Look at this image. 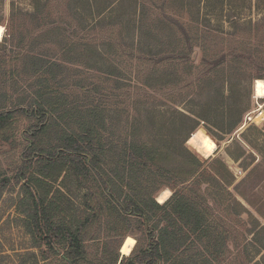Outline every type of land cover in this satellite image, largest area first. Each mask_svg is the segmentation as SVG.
<instances>
[{
	"label": "rangeland",
	"instance_id": "rangeland-1",
	"mask_svg": "<svg viewBox=\"0 0 264 264\" xmlns=\"http://www.w3.org/2000/svg\"><path fill=\"white\" fill-rule=\"evenodd\" d=\"M108 1L50 0L48 8L54 15L49 16L45 11L44 21L39 24L35 20L26 26L22 25L21 31L27 35L26 38H31L29 40L30 49L42 50L48 55L62 47L63 34L70 33V27H78L81 21L91 22L97 19V8L105 7ZM66 4L72 6L73 9L74 4L80 7L78 10L74 9V14L82 16L81 21L70 16ZM87 4L95 7L96 11L89 12ZM121 5H118L115 12L125 11L127 17L116 18L118 22H137L136 24L141 25L145 30L146 27L156 26L160 20L167 25L165 27L170 37L174 36L175 41L181 42L177 52L166 51L158 55L157 60L154 61L157 62L155 67L159 75L167 73V67L174 64L172 70L174 76L171 83L166 85L161 81H156L155 86L144 88L140 81H144L152 69L133 59L130 56L131 50L126 45L123 50H120L122 56H114L113 60L121 66L119 69L126 74V78L133 79L132 82L123 78L124 82L117 84L113 80L106 81L93 72L77 70V67L73 66L72 74L75 76L71 78L78 83H65L62 82L61 61V67L57 69L60 74L54 83L58 82L61 90L62 88L71 90L73 96H78L76 99L79 103L98 104L99 107L104 105L106 110L110 109V115L107 117V130L103 133V138L107 140L109 146V152L106 155V159L109 160L107 169L110 168L112 173L114 171L113 182L117 184L122 177L127 182L128 171L121 165L115 168V164L123 143L132 139L130 125L137 115L136 106L138 104L156 106V112L148 116L147 122L141 128L143 132L149 131L148 124L152 116V121L155 123L154 128L158 122L169 123L164 133L170 135L168 145L173 148L178 140L174 137L175 130L180 125L172 109L173 100H184L183 104L178 103L174 106L181 111H185L186 106L195 108L196 86L211 75L210 72L218 70L215 59L229 60L239 57L241 65L236 63L233 66L242 68L241 71L238 70L241 76L243 75L242 79L232 80V90L226 84L221 91H224L225 95L232 91L231 102H238L239 107L244 110L242 121L231 133L223 135L224 137L210 134L218 146L216 152L210 157L221 160L229 170L233 178L228 189L234 193L249 214L245 212L234 214V209L239 211L238 207H233L231 198L225 196L223 190H217L213 182H210L211 185L202 183L200 187L195 186L194 182L185 184L183 191L189 198L194 199L199 210L205 211L208 222L212 224L213 228L210 230L212 232L203 235L193 234L184 243L181 254L174 262H159L158 264H264V246L262 245L264 244V232L257 234V240L261 241L262 248L254 242L253 236L257 230L255 221L264 227V71L260 70L264 61L257 59L258 51L263 49L264 0H126V4ZM32 7L31 0H2L0 15L7 19L11 8L30 11ZM232 21H236L233 26ZM168 24L172 26V30ZM0 28L1 41L6 30L1 23ZM221 29L225 34L213 31ZM110 30H112L111 27ZM76 32L78 34L76 38L80 37L81 33L78 28ZM108 34L110 33L105 31L102 36H109ZM76 38L74 40H77ZM171 41L170 44L174 42V40ZM176 45L172 44V46ZM25 47L27 48L26 45ZM58 54L62 55V52ZM48 56L54 57L53 55ZM166 56L176 57V59L161 60ZM187 58L192 67L187 66ZM23 67L22 60L18 63L12 62L8 57V69H4L6 75L4 76L3 73L0 83V94L7 93V100H4V103L14 100L22 95V91L29 89L26 86L32 82V76L22 70ZM26 68L29 69V67ZM10 69L15 70L14 74L8 73ZM258 72L262 73V79L255 78ZM216 84L217 81L214 86ZM98 86L102 87L99 91L101 94L95 92ZM258 88L262 90L258 91ZM216 94L214 92L205 98L211 100V97ZM105 95H110V97L106 98ZM217 99H219L218 94ZM221 109L219 107L218 112L211 113V118H220ZM259 113L262 114L257 119L256 116ZM142 120H145L144 116ZM248 126L250 128H247ZM38 127L39 121L36 117L29 113L17 112L10 126L0 132V186H2L0 192V264H118L120 254L125 255L123 258L128 257L137 239L140 240L141 245L147 242L148 228L154 224L160 228L165 226L159 214L149 218L150 221L147 222L137 216L126 214H120L115 220L107 213V208L98 212L96 202H91L93 207L88 208L83 197L85 189L71 180L70 175L64 172L57 175L54 171L52 173L54 179L38 177L48 184L50 192L47 200L53 202L55 221L75 218L83 221L88 216L93 217L92 221L82 225L81 229L85 257L75 263L67 261L64 257L65 245L57 239H52L50 244L35 235V240L23 226L24 216L17 203L21 198V185L24 182L21 176L24 172L28 176L37 167L35 155L28 150V135ZM198 127L209 133L203 122H200ZM55 137V132L50 131L43 139L53 143ZM188 137L185 141L186 148L197 153L203 160L208 158L198 153L187 142ZM24 153L32 161L28 168L24 165L22 157ZM230 154L241 157L234 159ZM136 175L140 176L139 180H143L140 188L143 194H150L155 201L156 195L161 190H170L169 187L163 185L161 177L155 176L153 171L137 170ZM227 178L229 179L230 176ZM125 182L120 183L123 186L121 188L123 191H128ZM235 185L237 192L233 189ZM170 192L172 194V190ZM240 194H243L249 203ZM105 199L107 198L97 200L106 207L103 203ZM115 257L116 262H114Z\"/></svg>",
	"mask_w": 264,
	"mask_h": 264
},
{
	"label": "trees",
	"instance_id": "trees-1",
	"mask_svg": "<svg viewBox=\"0 0 264 264\" xmlns=\"http://www.w3.org/2000/svg\"><path fill=\"white\" fill-rule=\"evenodd\" d=\"M89 1L91 2V0ZM1 2L2 0H0ZM31 2L33 7L30 11L11 8L7 19L0 15V23L6 30L0 41V83L3 73L5 76V71L8 69V57L12 62L18 63L22 60L24 64L22 70L32 76V82L26 86L29 89L22 91V95L17 96L14 100L6 102L9 104L4 103V100H7V93L0 94V132L10 126L17 112L29 113L39 121V127L28 135V150L35 155L37 167L28 176H26V172L21 176L24 182L21 185V198L17 203L24 216L23 226L35 240V235L50 244L52 239H57L65 245L64 257L67 261L75 263L85 257L81 229L90 220L92 221L93 217L88 216L83 221L76 218L55 221L53 202L47 200L50 192L48 184L38 177L54 179L52 174L54 171L57 172V175L61 172L70 175L71 180L85 189L83 197L88 208L93 207L91 202H96L98 212L107 208V213L112 215L115 220L120 214L137 216L145 222L159 214L160 218L164 220L163 228L155 224L148 228L147 242L141 245L140 240L137 239L130 255L122 258L120 264L174 262L176 257L181 254L184 243L193 234L203 235L212 232L210 230L213 227L208 222L205 211L199 210L194 199L189 198L183 191V186L187 183L194 182L195 186L200 187L202 183L211 185L210 182H213L217 190H223L224 195L231 198L233 207H238L239 211L234 209V214L243 212L249 214V211L237 200L234 193L228 189V186L232 184L233 177L224 163L217 158L211 159L210 156L203 160L197 153L188 150L185 146L187 137L200 122L205 124L209 134L216 137H224L223 135L231 133L241 123L244 110L239 107L238 102H231L232 91L228 95L221 91L226 84L231 89L232 80L235 78V81L242 79L243 75L241 76V72H239L242 68L233 66L236 63L241 65L239 57L229 60L226 58L215 59L217 61L215 65L219 67L218 70L210 72L211 75H208L201 84L196 86L195 108L186 106L185 111H181L174 106L178 103L183 104L184 100L170 101L174 105L172 109L180 122L179 128L175 130L177 136L174 137L178 140L173 148L168 145L170 135L164 133L169 123L161 121L154 128L153 124L155 123L152 121V116L149 119V131L143 132L141 128L147 122L148 116L156 112V106L149 104L136 106L137 115L130 125L132 139L123 143L115 164V168L119 165L126 168L128 171L127 182L122 177L120 182L115 184L113 182L114 171L112 173L110 168L107 169L109 160L106 159V155L109 152V146L107 140L103 138V133L107 130L106 124L110 109L106 110L104 105L99 107L98 104L79 103L76 99L78 96H73L71 90L64 88L61 90L59 83H54L60 74L57 69L61 67L62 61V82L65 83L75 84L76 82L71 78V76H75L72 74L73 66L77 67V70L93 72L104 80H113L117 84L123 83V78L132 82L133 79L126 78V74L119 69L121 66L113 60L114 56H122L120 50H123L126 45L131 50L130 56L133 59L152 69L145 80L140 81L144 88L155 86L156 81L168 85L174 76L172 72L174 64L167 67V73L159 75L155 67L157 62L154 61L157 60L158 55L166 51L177 52L181 42L175 41L174 36L170 37L165 27L166 24L160 20L156 26L146 27L145 30L141 25H137V22H118L116 18L127 17L125 11L115 12L119 4H126V0H109L105 7L97 8V11L91 4L89 6L87 4L89 12L96 11L98 17L91 22L81 21L80 17L82 16L74 14V9H80L77 4H74V9L66 4L70 16L80 20L81 23L77 25L78 27H70L71 32L67 35L63 34L62 47L57 51L52 50L53 52L48 55L54 57L50 58L42 50L30 49L29 40L31 38H26L27 35L21 31L22 25L26 26L35 20L39 24L44 21L46 19L45 11L49 16L54 15L48 8L50 0H31ZM235 23L236 21H232V26ZM169 27L172 30V26L169 25ZM76 28L81 33L78 38H76L78 35ZM105 31L110 33L109 36H102ZM213 31L225 34L222 29ZM47 32L49 31L47 30ZM75 38L77 40H74ZM170 40H174V42L171 41L170 44ZM262 42L263 49L258 51L257 57L261 62L264 61V40ZM58 43L60 44V41ZM172 44L176 46H172ZM56 52H62V55L56 54ZM59 56H62V59ZM164 59L171 60L176 57L166 56L161 60ZM186 64L192 67L188 58ZM262 65L260 70L264 71V63ZM12 70L10 69L8 73L14 74L15 70ZM255 78L262 79V73L258 72ZM216 81L217 84L214 86ZM101 89L102 87L98 86L95 92L101 94L99 92ZM214 92L218 94L219 99H217V94L211 97V100L205 98ZM105 96L106 98L110 97V95ZM74 98L75 100H73ZM219 107L222 108V116L211 118L210 114L218 112ZM142 116L145 117V120H142ZM55 127L57 128L54 130ZM50 131L56 134L53 143L43 139ZM230 156L234 159L241 157L233 154ZM22 157L25 167L28 168L32 163L31 158L29 159L26 153ZM137 170L153 171L155 176L161 177L163 185L172 190L169 198L159 203L151 198L150 194L144 195L140 189L143 180L138 179L140 176L136 175ZM123 182L128 187V191L122 190L123 186L120 183ZM233 189L237 192L236 185ZM1 190L2 186H0V192ZM240 195L248 202L243 194ZM103 198H107L103 202L106 207L97 200ZM255 223L257 230L253 234L254 242L262 248L264 244L261 245V241L257 240V234L264 232V227L260 226L258 221ZM116 260L115 257L114 262Z\"/></svg>",
	"mask_w": 264,
	"mask_h": 264
},
{
	"label": "bare ground",
	"instance_id": "bare-ground-1",
	"mask_svg": "<svg viewBox=\"0 0 264 264\" xmlns=\"http://www.w3.org/2000/svg\"><path fill=\"white\" fill-rule=\"evenodd\" d=\"M1 31V28H0ZM262 88H258V91H261ZM262 113H259L256 118L258 119ZM187 142L196 149L204 157H209L213 155L218 146L213 137L207 133L203 128H196L188 137ZM171 192L169 189H163L156 195V200L159 203L164 202L169 198Z\"/></svg>",
	"mask_w": 264,
	"mask_h": 264
},
{
	"label": "water",
	"instance_id": "water-1",
	"mask_svg": "<svg viewBox=\"0 0 264 264\" xmlns=\"http://www.w3.org/2000/svg\"><path fill=\"white\" fill-rule=\"evenodd\" d=\"M155 199H157V198H155ZM157 201V200H156ZM123 241V240H122ZM122 241H121V243H120V246H121V244H122ZM119 246V247H120ZM120 249V248H119ZM125 256V255H124ZM122 254H120V258L118 259V264H120V261L122 260V258L124 257Z\"/></svg>",
	"mask_w": 264,
	"mask_h": 264
}]
</instances>
